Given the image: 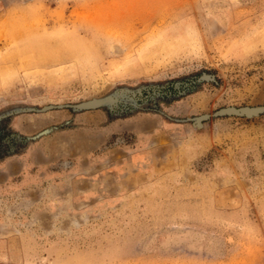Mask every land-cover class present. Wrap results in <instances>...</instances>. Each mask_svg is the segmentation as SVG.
Instances as JSON below:
<instances>
[{
  "label": "rangeland",
  "instance_id": "obj_1",
  "mask_svg": "<svg viewBox=\"0 0 264 264\" xmlns=\"http://www.w3.org/2000/svg\"><path fill=\"white\" fill-rule=\"evenodd\" d=\"M0 264H264V0H0Z\"/></svg>",
  "mask_w": 264,
  "mask_h": 264
}]
</instances>
